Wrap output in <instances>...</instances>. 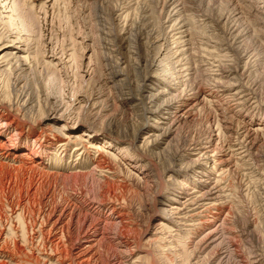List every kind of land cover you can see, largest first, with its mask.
<instances>
[{
	"label": "rangeland",
	"instance_id": "1",
	"mask_svg": "<svg viewBox=\"0 0 264 264\" xmlns=\"http://www.w3.org/2000/svg\"><path fill=\"white\" fill-rule=\"evenodd\" d=\"M0 119L9 123L0 142L16 153L0 152V231L21 245L19 264H56L40 237L48 246L72 205L74 220L86 222L75 224L71 244L93 221L106 225L91 264L264 262V0H0ZM24 154L31 158L22 163ZM174 192L185 215L168 211ZM14 212L24 216L27 244ZM119 213L122 224L109 220ZM16 254L0 251V260Z\"/></svg>",
	"mask_w": 264,
	"mask_h": 264
},
{
	"label": "bare ground",
	"instance_id": "2",
	"mask_svg": "<svg viewBox=\"0 0 264 264\" xmlns=\"http://www.w3.org/2000/svg\"><path fill=\"white\" fill-rule=\"evenodd\" d=\"M166 1V0H165ZM179 2H181V1H179ZM179 2H177V5L179 4ZM174 4V3H173ZM182 4V3H181ZM180 4V5H181ZM176 5V4H175ZM174 6V5H173ZM175 9V8H174ZM177 9V8H176ZM182 11H183V9H182ZM182 11H178V12H182ZM173 12H175V11H173ZM174 15V14H173ZM180 16V15H179ZM178 16V17H179ZM6 18H10L9 17V15H7V17ZM178 19V18H177ZM29 20H30V18H29ZM177 21V20H176ZM22 22V21H21ZM31 22V21H30ZM179 22V21H178ZM181 23V22H180ZM23 24H24V22H23ZM182 24V23H181ZM181 24H178V25H181ZM184 24V23H183ZM182 24V25H183ZM174 26V25H173ZM173 26H171V27H173ZM177 29V28H176ZM179 29V28H178ZM177 29V30H178ZM183 29H184V27H183ZM181 30V29H180ZM179 30V31H180ZM172 31H173V29H172ZM176 31V30H175ZM183 31V30H182ZM185 31V30H184ZM176 32H178V31H176ZM187 32V31H186ZM191 32V31H190ZM188 33V32H187ZM179 34V33H178ZM183 34H185L184 32H183ZM191 34V33H190ZM189 34V35H190ZM179 35H181V33L179 34ZM175 36H177V35H175ZM181 36H183V35H181ZM165 37V36H164ZM187 37H191V36H187ZM167 38V37H166ZM175 38V37H174ZM171 39V38H170ZM172 39H173V37H172ZM171 39V40H172ZM182 40H183V38H181ZM187 39V38H186ZM191 39V38H190ZM180 40V39H179ZM181 40V41H182ZM192 40V39H191ZM187 41V40H186ZM185 41V42H186ZM190 41V40H189ZM180 42V41H179ZM168 43V42H167ZM174 43H176V42H174ZM174 43H172V44H174ZM190 43V42H189ZM169 44V43H168ZM172 44H171V46H172ZM178 44V43H177ZM183 44H185V43H183ZM187 44V43H186ZM191 45L192 44H194V43H190ZM176 45V44H175ZM194 45H192V47H193ZM179 47V46H178ZM181 47V46H180ZM186 47V46H185ZM188 47H190L189 49L190 50H192L191 49V46H188ZM216 48H218V47H216ZM215 48V49H216ZM220 48H222V47H220ZM178 49H180V48H178ZM184 49V48H183ZM186 49V48H185ZM189 49H187V51L189 50ZM195 49V48H194ZM193 49V50H194ZM204 50V49H203ZM221 50V49H220ZM184 51V50H183ZM182 51V52H183ZM195 51V50H194ZM179 52V51H178ZM178 52H176V53H178ZM181 52V51H180ZM181 52V53H182ZM11 54H13L15 57H18V55H20L19 53H20V51H16L15 50V52H10ZM175 53V55H177ZM185 53V52H184ZM189 53V52H188ZM187 53V54H188ZM172 54V53H171ZM174 54V53H173ZM172 54V55H173ZM179 54V53H178ZM219 54V53H218ZM181 55V54H180ZM185 55H186V53H185ZM185 55H182V57L183 56H185ZM190 55V54H189ZM189 55H188V57H189ZM175 57V56H174ZM177 57V56H176ZM187 57V58H188ZM204 57V56H203ZM180 58V57H179ZM184 58H186V56L184 57ZM177 59H178V57H177ZM181 59V58H180ZM184 61H185V59H183ZM216 61V60H215ZM179 62V61H178ZM182 62V61H181ZM187 62V61H186ZM185 62V63H186ZM176 63H177V61H176ZM207 64H209V63H207ZM211 65H212V63H210ZM183 65H184V63H183ZM220 65H221V63H220ZM182 66V65H181ZM188 66V65H187ZM187 66L186 67H184V68H187ZM209 66V65H208ZM222 66V65H221ZM190 67V66H189ZM210 67V66H209ZM192 68V67H191ZM197 68V67H196ZM199 68V67H198ZM197 68V69H198ZM219 68V67H218ZM181 69V68H180ZM205 69V68H204ZM188 70V69H187ZM203 70V69H202ZM221 70V69H220ZM180 71V70H179ZM199 71V70H198ZM201 71V70H200ZM205 70H203V72H204ZM218 71V70H217ZM195 72V71H194ZM225 72V71H224ZM181 73V72H180ZM205 74H206V71L204 72ZM222 73V72H221ZM182 74V73H181ZM180 74V75H181ZM186 74V73H185ZM188 74V73H187ZM189 74H191V72L189 73ZM203 74V73H202ZM178 77V76H177ZM176 77V78H177ZM198 77V76H197ZM227 77V76H226ZM182 78V77H181ZM188 78V77H187ZM179 79V78H178ZM183 79V78H182ZM211 79V78H210ZM215 79V78H214ZM184 80V79H183ZM182 80V81H183ZM187 80V79H186ZM222 80V79H221ZM210 81H214V80H210ZM187 82V81H186ZM186 82H184L185 84H186ZM220 82V81H219ZM222 82V81H221ZM220 82V83H221ZM226 82V81H225ZM216 82H214V84H215ZM224 83V82H223ZM228 83V82H227ZM178 84V83H177ZM179 84H180V82H179ZM185 84H183L182 83V85H185ZM211 84V83H210ZM212 84H213V82H212ZM223 85V84H222ZM228 85V84H227ZM229 85H230V82H229ZM228 85V86H229ZM166 86V85H165ZM196 86H197V82H196ZM198 86H200V85H198ZM197 86V87H198ZM219 86V85H218ZM217 86V87H218ZM196 87V88H197ZM221 88L222 87H224V86H220ZM189 88H190V86H189ZM189 88H187V91H188V89ZM195 88V89H196ZM200 88V87H199ZM201 88H203V87H201ZM212 88H213V85H212ZM216 88V87H215ZM219 88V87H218ZM164 89V88H163ZM176 89H178V88H176ZM164 90H167V89H164ZM174 90V89H173ZM191 90V89H190ZM218 90V89H217ZM219 90H222V89H219ZM168 91V90H167ZM182 91V90H181ZM195 91V90H194ZM211 91V90H210ZM213 91V90H212ZM184 92H185V90H184ZM191 92H192V90H191ZM196 92H197V90H196ZM220 92V91H219ZM218 92V93H219ZM168 93H169V91H168ZM182 93H183V91H182ZM182 93H181V95H182ZM195 93V92H194ZM216 93V92H215ZM223 93V92H222ZM221 93V94H222ZM231 93V92H230ZM229 93V94H230ZM234 93V92H233ZM237 93V92H236ZM169 94H171V93H169ZM173 94V93H172ZM177 94V93H176ZM188 94V93H187ZM196 94V93H195ZM194 94V95H195ZM209 94V93H208ZM212 94V93H211ZM232 94V93H231ZM181 95H179V97L178 96H176L175 97V99L174 100H177L178 98H181L182 96ZM191 95H193L192 93H191ZM190 95V96H191ZM218 95V94H217ZM155 96V95H154ZM181 96V97H180ZM188 96V95H187ZM202 96V95H201ZM204 96V95H203ZM220 96V95H219ZM228 96V95H227ZM232 95H230V97H231ZM240 96V95H239ZM189 97V96H188ZM217 97V96H216ZM229 97V98H230ZM206 98V97H205ZM222 98V97H221ZM224 98V97H223ZM234 98V97H233ZM232 98V99H233ZM238 98V97H237ZM242 98V97H241ZM169 99H170V97H169ZM186 99H187V97H186ZM201 99V98H200ZM204 99V98H203ZM218 99V98H217ZM239 99V98H238ZM166 100H168L167 98H166ZM171 100H173V99H171ZM196 100V99H195ZM207 100H209V99H207ZM211 100V99H210ZM234 100V99H233ZM237 100V99H236ZM179 101V100H178ZM197 101V100H196ZM206 101V100H205ZM214 101L215 102H217L215 99H214ZM225 101V100H224ZM230 101V100H229ZM227 102H228V100H227ZM243 102H244V100H243ZM165 103H167L166 101H165ZM169 103H170V100H169ZM172 103H173V101H172ZM181 103V102H180ZM195 103V102H194ZM218 103V102H217ZM221 103V102H220ZM234 103V102H233ZM238 104L240 103V102H237ZM164 104V103H163ZM213 104V103H212ZM222 104V103H221ZM226 104V103H225ZM162 105V104H161ZM175 105V104H174ZM186 105V104H185ZM195 105V104H194ZM220 105V104H219ZM229 105V104H228ZM237 105V104H236ZM235 105V106H236ZM164 106V105H163ZM172 106V105H171ZM177 106V105H176ZM192 106V105H191ZM190 106V107H191ZM227 106V105H226ZM178 107V106H177ZM189 107V106H188ZM216 107V106H215ZM240 107V106H239ZM239 107H238V109H239ZM176 108V107H175ZM194 108V107H193ZM188 109V108H187ZM158 110V109H157ZM164 110H166V109H164ZM185 111H186V109H184ZM183 110V111H184ZM161 111V110H160ZM173 111V110H172ZM171 111V112H172ZM240 111V110H239ZM175 112H176V110H175ZM187 112V111H186ZM170 115L172 114V113H170V112H168ZM174 113V112H173ZM183 113H185V112H183ZM157 114V113H156ZM159 114V113H158ZM166 114V113H165ZM185 114H187V113H185ZM170 115H168L169 116V118H172ZM172 115H175V114H172ZM180 115H182L181 113H180ZM163 116V115H162ZM167 116V117H168ZM174 117H176V116H174ZM180 117V116H179ZM160 118V117H159ZM165 118H166V116H165ZM178 118V117H177ZM177 118H175V119H177ZM173 119V118H172ZM159 120V119H158ZM158 120H155L156 122L158 121ZM174 120V119H173ZM154 121V122H155ZM162 121V120H161ZM169 121V120H168ZM178 121V120H177ZM170 122V121H169ZM172 122V121H171ZM170 122V123H171ZM169 123V124H170ZM241 123H242V121H241ZM157 124V123H156ZM171 124H174V122L173 123H171ZM242 124H244V123H242ZM160 125H162V124H160ZM246 124H244V126H245ZM156 126H158V125H156ZM168 126V125H167ZM223 126V125H222ZM226 126V125H225ZM242 126V125H241ZM67 127V126H66ZM165 128V127H164ZM223 128H224V126H223ZM226 128H228L227 126H226ZM230 128H231V126H230ZM248 128V127H247ZM9 129V123H8V121H5V120H2V119H0V134L1 133H3V132H6L7 130ZM254 129V128H253ZM259 129V128H258ZM62 130V129H61ZM61 130H60V132H61ZM67 130V129H66ZM167 130L169 131L170 129H168L167 128ZM173 130V129H172ZM172 130H170V131H172ZM244 130H245V128H244ZM256 130V129H255ZM240 131H242V130H240ZM246 132V131H245ZM154 133V132H153ZM152 133V134H153ZM162 133V132H161ZM161 133H159V134H161ZM166 133V132H165ZM232 133V132H231ZM234 133H238V132H234ZM248 133V132H247ZM252 133V132H251ZM13 134H15V133H13ZM16 134H18V133H16ZM61 134H63V133H61ZM159 134L157 133V135H158V137H159ZM171 134V133H170ZM218 134V133H217ZM250 134V133H249ZM162 135H164V133L162 134ZM209 135V134H208ZM238 135V134H237ZM241 135V134H240ZM239 135V136H240ZM251 135V134H250ZM235 136V135H234ZM93 137V136H92ZM156 137V136H155ZM161 137V136H160ZM159 137V138H160ZM208 137V136H207ZM247 137V136H246ZM211 138V137H210ZM238 138V137H237ZM250 138V137H249ZM208 139V138H207ZM243 139V138H242ZM153 141L154 140H158V139H152ZM163 140V139H162ZM209 140V139H208ZM238 140V139H237ZM245 140V139H244ZM249 140V139H248ZM60 141V143H59V146L60 147H64L65 146V143H64V141H62V140H59ZM82 141H85V140H82ZM217 141H218V143H219V138L217 139ZM240 141V140H239ZM148 142V141H147ZM222 142V141H221ZM241 142H243V140H241ZM241 142H239L238 144H241ZM195 143V142H194ZM209 143V142H208ZM243 143H245V141L243 142ZM158 144V143H157ZM223 144V143H222ZM90 145V144H89ZM203 145H205V144H203ZM218 145V144H217ZM247 145V144H246ZM10 145H8V144H5V143H3V141L2 142H0V150H2V151H0L1 153H5V152H7V154L8 153H14L13 155L15 156V152L13 151V148L12 147H9ZM169 146V145H168ZM193 146V145H192ZM195 146V145H194ZM200 146V145H199ZM198 146V147H199ZM215 146V145H214ZM227 146V145H226ZM239 146V145H238ZM241 146H243V145H241ZM93 147V146H92ZM219 147V146H218ZM217 147V148H218ZM100 148V147H99ZM193 148V147H192ZM213 148V147H212ZM238 148V147H237ZM82 149V148H81ZM199 149V148H198ZM209 149V148H208ZM211 149V148H210ZM221 149V148H220ZM219 149V150H220ZM99 150V149H98ZM200 150V149H199ZM214 150H216V147H214ZM76 151V150H75ZM166 151H167V149H166ZM205 151V150H204ZM210 151H212V150H210ZM82 152H83V150H82ZM203 152V151H202ZM215 152H217V150L215 151ZM239 152H240V150H239ZM107 154V153H106ZM111 154V153H110ZM201 154H203V153H201ZM201 154H200V156H201ZM207 154V153H206ZM211 154V153H210ZM217 154H219V153H217ZM5 155V154H4ZM3 155V156H4ZM212 155H214V154H212ZM212 155H207L206 157H208V156H212ZM226 155V154H225ZM112 156V155H111ZM186 156V155H185ZM199 156V157H200ZM230 156V155H229ZM180 157H182L181 155H180ZM179 157V158H180ZM198 157V156H197ZM218 157V156H217ZM30 158H31V155H23L22 156V159L20 158V161L22 162V163H25L26 162V160H30ZM201 159L203 158V157H200ZM200 158H199V160H200ZM220 158V157H219ZM222 158V157H221ZM182 159V158H181ZM191 159V158H190ZM194 159V158H193ZM214 159V158H213ZM226 159V158H225ZM229 159V158H228ZM227 159V160H228ZM25 160V161H24ZM171 160V159H170ZM178 160V159H177ZM203 160V159H202ZM211 160V159H210ZM222 160V159H221ZM220 160V161H221ZM224 160V159H223ZM227 160H225V161H227ZM191 161H193V160H191ZM219 161V160H218ZM29 162V161H28ZM194 162V161H193ZM202 162V161H201ZM205 162V161H204ZM223 162V161H222ZM97 163H99L98 161H97ZM180 163V162H179ZM191 163V162H190ZM189 163V164H190ZM208 163V162H207ZM213 163H214V161H213ZM218 163V162H217ZM184 164V163H183ZM192 164V163H191ZM194 164V163H193ZM196 164V163H195ZM221 164V163H220ZM227 164V163H226ZM188 165V164H187ZM216 166H217V164H215ZM223 165H224V163H223ZM108 166V165H107ZM191 166H193V165H191ZM190 166V167H191ZM214 166V165H213ZM216 166H214V167H216ZM226 166V165H225ZM201 167V166H200ZM176 168V167H175ZM182 168H184V167H182ZM188 168V167H187ZM30 169H32V167L30 168ZM195 169V168H194ZM210 170V169H209ZM220 170H222V167H220ZM193 171V170H192ZM196 171V170H195ZM217 170L216 169H214L213 171H210V172H216ZM182 172V171H181ZM202 172V171H201ZM148 173V172H147ZM203 173V172H202ZM218 173V172H217ZM221 173V172H220ZM214 174V173H213ZM176 175V174H175ZM202 175V174H201ZM201 175H195L194 174V176H197V180H196V182H198L199 184L200 183H202V182H204L205 180L204 179H202L203 178V175L201 176ZM218 175H219V173H218ZM143 176V175H142ZM215 176V175H214ZM170 177H171V175H170ZM173 177V176H172ZM176 177V176H175ZM207 177V176H206ZM140 178V177H139ZM153 178V177H152ZM155 178V177H154ZM157 178V177H156ZM185 178V177H184ZM215 178V177H214ZM142 179V178H141ZM158 179V178H157ZM157 179H156V181H157ZM196 179V178H195ZM210 179V178H209ZM150 180H151V178H150ZM154 180V179H153ZM160 180V179H159ZM172 180V179H171ZM170 180V181H171ZM186 180H188V179H186ZM190 180V179H189ZM188 180V181H189ZM207 180V179H206ZM145 181V179L142 181V182H144ZM152 181V180H151ZM161 181V180H160ZM166 181H167V179H166ZM212 181H213V178H212ZM146 182V181H145ZM154 182V181H153ZM175 182H177V181H175ZM179 182H180V180H179ZM182 182V181H181ZM146 183H148V182H146ZM157 183H159V182H157ZM194 183V182H193ZM214 183H215V181H214ZM213 183V184H214ZM216 183H218V182H216ZM215 183V184H216ZM151 184V183H150ZM156 184V183H155ZM183 184V183H182ZM182 184H180V185H182ZM179 185V186H180ZM148 186V185H147ZM183 186H185V185H183ZM208 186V185H207ZM216 186V185H215ZM144 187V186H143ZM149 187H150V185H149ZM156 188L158 187V186H155ZM187 187H189V186H187ZM197 187V186H196ZM213 187H214V185H213ZM212 187V188H213ZM147 188V187H146ZM145 188V189H146ZM171 188V187H170ZM181 188V187H180ZM211 188V187H210ZM217 188H218V186H217ZM112 189V188H111ZM144 189V190H145ZM158 189V188H157ZM110 190V189H109ZM147 190H149V188L148 189H146V191ZM151 190V189H150ZM206 190H208V188L206 189ZM206 190H204L205 192H206ZM215 190V189H214ZM107 191V190H106ZM105 191V192H106ZM111 191V190H110ZM193 191V190H192ZM203 191V190H202ZM203 191V192H204ZM209 191H211L212 192V190H209ZM218 191V190H217ZM113 192V191H112ZM107 193H108V191H107ZM107 193H105V194H107ZM111 193V192H110ZM114 193H115V191H114ZM189 193V192H188ZM207 194L209 193V192H206ZM220 193V192H219ZM163 194V193H162ZM196 194V193H195ZM108 195H109V193H108ZM116 195V194H115ZM198 195V194H197ZM199 195H201L200 193H199ZM215 195V194H214ZM95 196V195H94ZM104 196V195H103ZM161 196H163V195H161ZM190 196V195H189ZM195 196V195H194ZM202 197H203V195H201ZM208 196V195H207ZM116 197V196H115ZM120 197V196H119ZM202 197H198L199 199H201ZM211 196H209V198H210ZM216 197V196H215ZM218 197V196H217ZM112 198H113V196H112ZM121 198V197H120ZM186 198V197H185ZM194 198V197H193ZM213 198V197H212ZM114 199V198H113ZM182 199V198H181ZM103 200V199H102ZM116 200V198L114 199V201ZM120 200V199H119ZM168 204H169V209H168V211L172 214V213H174L176 216H178L179 214H182L183 212H182V210H183V208L181 209V207H179L178 206V203L180 202V198H179V194H178V192H174L173 193V195L171 196V199H170V197H168L167 199L165 198L164 199ZM189 200H191L190 198H189ZM194 200V199H193ZM192 200V201H193ZM216 200V199H215ZM100 201V200H99ZM113 201V202H114ZM117 201V200H116ZM115 201V202H116ZM182 201H184V200H182ZM196 201V200H195ZM201 201V200H200ZM199 201V202H200ZM219 201V200H218ZM109 202V201H108ZM164 202V201H163ZM189 202V201H188ZM187 202V203H188ZM191 202V201H190ZM220 202V201H219ZM181 203V202H180ZM179 203V204H180ZM184 203V202H183ZM186 203V202H185ZM205 203V202H204ZM213 202H211V204H212ZM221 203V202H220ZM219 203V204H220ZM70 204V203H69ZM72 204H73V202H72ZM112 203H110V205H111ZM114 204V203H113ZM116 204V203H115ZM114 204V205H115ZM182 204V203H181ZM195 204H196V202H195ZM194 204V205H195ZM19 205H20V203H19ZM18 205V206H19ZM57 205V204H56ZM98 205V204H97ZM104 205V204H103ZM190 205H191V203H190ZM197 205V204H196ZM204 205V204H203ZM67 206V205H66ZM76 206V205H75ZM183 206H185V204L183 205ZM182 206V207H183ZM198 206V205H197ZM207 205H205L204 207H206ZM210 207H211V205H209ZM218 206V205H217ZM27 207V206H26ZM47 207V206H46ZM72 207L73 208H71L70 210H66V209H64L63 207H62V210L60 211V213H59V217L58 218H56V224H52L53 226H54V234L52 235V239L49 241L48 240V238H47V240L50 242L49 243V245L48 246H46L45 245V242H44V240L43 239H45V237H46V230L45 229H47V228H45L44 230H45V232H43V233H45L44 234V236L42 237H40V239H42V240H38L39 241V243H40V245L42 246V250H44L43 252H45V253H43V254H46V256H55L56 258V264H57V262H61V258H62V256H64V257H68V256H71L72 258H73V260L76 262L75 264H91L90 262L92 261L91 259L93 258L92 256H93V252L92 253H90L91 251H92V246L93 245H97V243L99 242L98 240H99V238L101 237L102 238V236H103V231H104V226H106V225H104L103 226V222H96V220L95 221H93L94 222V224H92V227H91V231L90 232H85V234L84 235H82V236H80V237H78L77 236V239L76 240H74L75 242L74 243H72L71 244V241H70V239H69V234H71V232H72V230H75V224L79 221V217L78 218H76L75 220H74V218L76 217L75 215V207L72 205ZM188 207V206H187ZM190 207V206H189ZM188 207V208H189ZM203 207V208H204ZM208 207V206H207ZM213 207V206H212ZM25 208V207H24ZM28 208V207H27ZM26 208V209H27ZM66 208V207H65ZM69 208V207H68ZM78 208V207H77ZM76 208V209H77ZM80 208V207H79ZM111 208V207H110ZM114 208V207H113ZM194 208V207H193ZM202 208V207H201ZM215 208V207H214ZM20 209H22L23 210V208L21 207ZM30 209V208H29ZM28 209V210H29ZM45 209V208H44ZM55 209H56V206H55V208H52V209H48V212L46 213V215H45V212H43V210L42 211H40V212H38V214H37V217L38 218H40V219H43V217H50V215L51 214H54L55 213ZM59 209V208H58ZM185 209V208H184ZM199 209V208H198ZM33 210V209H32ZM111 210L113 211V209L111 208ZM119 210V209H118ZM117 210V211H118ZM209 210V209H208ZM221 210V209H220ZM15 211H16V209H15ZM20 211V210H19ZM37 211V210H36ZM111 211V212H112ZM163 211V210H162ZM165 211V210H164ZM167 211V213L168 214H170L169 212ZM187 211V210H186ZM200 211H201V209H200ZM210 211V210H209ZM25 212H27V211H25ZM33 212V211H32ZM57 212H58V210H57ZM98 212V211H97ZM125 212V214H126V211H124ZM198 212V211H197ZM197 212H195V213H197ZM15 213V212H14ZM28 213V212H27ZM87 213V212H86ZM118 213V212H117ZM123 213V212H122ZM122 213L120 214H118L117 216H110L109 217V220L110 221H112V222H114V223H116V222H119V223H121V221H120V219L119 218H121L122 217ZM187 213V212H186ZM30 214V213H29ZM31 214H33V213H31ZM107 214V213H106ZM112 214V213H111ZM111 214H109V215H111ZM184 214V213H183ZM192 214V213H191ZM199 214V213H198ZM197 214V215H198ZM25 215V214H24ZM26 215H28V214H26ZM91 215H94V214H91ZM99 215V214H98ZM174 215V216H175ZM185 215V214H184ZM194 215V214H193ZM5 216V215H4ZM67 218V220L65 221H63V219H61V218ZM75 216V217H74ZM182 216V215H181ZM15 217H16V219L18 220L17 222L19 223V226L21 227V233H22V241H24V243L25 244H27L26 243V241H28V239L26 240V236H25V234H24V229H23V223H24V216H23V214H22V212H16L15 213ZM29 217H30V215H29ZM90 217V216H89ZM96 217V216H95ZM185 217H187V216H185ZM32 218H34V217H32ZM54 218H55V216H54ZM80 218H81V216H80ZM92 218V217H91ZM99 218V217H98ZM106 218V217H105ZM169 218H171L170 216H169ZM176 218V217H175ZM174 218V220H176ZM1 219H2V217H0V221H1ZM4 219H5V217H4ZM7 219V218H6ZM27 219V218H26ZM34 219H36V218H34ZM94 219V218H93ZM100 219V218H99ZM99 219H98V221H99ZM172 219V218H171ZM209 219V218H208ZM3 220V219H2ZM10 220V219H9ZM28 220V219H27ZM44 220V219H43ZM49 220V219H48ZM55 220V219H54ZM89 220V219H88ZM126 220V219H125ZM28 221H32V220H28ZM37 221V220H36ZM42 221V220H41ZM40 221V222H41ZM51 221V220H50ZM105 221V220H104ZM127 221V220H126ZM125 221V222H126ZM173 221V220H172ZM177 221H178V219H177ZM176 221V222H177ZM180 221V220H179ZM9 222H11V221H9ZM32 222H34V221H32ZM84 222H86V221H80V222H78V225H76L77 227H76V229L79 227V226H82V225H84ZM91 222V221H90ZM96 222V223H95ZM107 222V221H106ZM106 222H104L105 224H106ZM124 222V221H123ZM124 222V223H125ZM198 222V221H197ZM200 222V221H199ZM31 223V222H30ZM45 223H46V220L44 221V225H45ZM53 223H54V221H53ZM174 223V222H173ZM206 223V222H205ZM210 223V222H209ZM12 224V223H11ZM24 224H26V223H24ZM34 224V223H33ZM40 224V223H39ZM42 224V225H43ZM86 224V223H85ZM109 224V223H108ZM111 224V223H110ZM122 224V223H121ZM127 224V223H126ZM1 226H2V224H0ZM9 225H10V223H9ZM13 225H14V223H13ZM16 225H17V223H16ZM28 225V224H27ZM30 225V224H29ZM41 225V224H40ZM41 225V226H42ZM87 225V224H86ZM89 225V224H88ZM118 225V224H117ZM120 225V224H119ZM128 225V224H127ZM160 225V224H159ZM161 225H162V223H161ZM192 225V224H191ZM221 225V224H220ZM4 226V225H3ZM2 226V227H3ZM11 226V225H10ZM9 226V227H10ZM18 226V225H17ZM18 226V227H19ZM40 226V227H41ZM55 226H57V227H55ZM108 226V225H107ZM5 227H7V225L5 226ZM9 227H8V229H9ZM35 227H36V225H35ZM38 228H39V226H37ZM36 227V229H38ZM44 227V226H43ZM50 227H51V225H50ZM88 227V226H87ZM90 227H89V229H90ZM114 227V226H113ZM112 227V228H113ZM127 227V226H126ZM12 228V227H11ZM15 228V227H14ZM28 228V227H27ZM42 228V227H41ZM53 228V227H52ZM132 228V227H131ZM40 229V228H39ZM51 229V228H50ZM50 229L48 230V232L50 231ZM114 229V228H113ZM6 230V229H5ZM32 228H31V232H32ZM79 230H81V229H79ZM78 230V231H79ZM85 230H87V229H85ZM110 230V229H109ZM115 230V229H114ZM118 230H119V228H118ZM16 231V230H15ZM18 231V230H17ZM28 231V230H27ZM27 231H25V232H27ZM89 231V230H88ZM107 231V230H106ZM117 231V230H116ZM121 231V230H120ZM11 232H12V230H11ZM36 232V231H35ZM39 232V231H38ZM40 232H41V230H40ZM110 232V231H109ZM15 233V232H14ZM13 233V234H14ZM17 233V232H16ZM34 233V232H33ZM33 233H31V234H33ZM50 233V232H49ZM49 233H48V235H49ZM113 233V232H112ZM116 233V232H115ZM3 233H2V231H0V251H5L6 252V254H8V253H10V252H14V254H16L17 253V249H18V247H21V245L20 246H17V243L16 242H14V241H9V242H13V245L11 246V243H9V242H7L8 240H6L5 239V237H3V235H2ZM41 234V233H40ZM73 234V233H72ZM75 234V233H74ZM81 234H83V233H81ZM109 234V233H108ZM118 234V233H117ZM128 234V233H127ZM12 234L10 233V236H11ZM26 235H27V233H26ZM41 235H43V234H41ZM47 235V236H48ZM76 235H78V234H76ZM119 235V234H118ZM121 235V234H120ZM115 236V243L117 244V246H119L120 244H124L125 243V241L124 240H120V239H122V238H120L121 236ZM17 236V235H16ZM20 236V237H21ZM29 236V235H28ZM27 236V237H28ZM36 236V235H35ZM130 236V235H129ZM49 237V236H48ZM107 237H109V236H107ZM112 237V236H111ZM114 237V236H113ZM131 237V236H130ZM222 237L224 238V234L222 235ZM37 238V237H36ZM39 238V237H38ZM100 238V239H101ZM132 238V237H131ZM222 238V239H223ZM8 239V238H7ZM30 239H33V237H32V235H31V238ZM103 239V238H102ZM228 239V238H227ZM72 240V239H71ZM72 240V241H73ZM130 240V239H129ZM128 240V241H129ZM220 241H221V239H219ZM232 240V239H231ZM230 240V241H231ZM15 241H16V239H15ZM32 241V240H31ZM109 241V240H108ZM131 241H132V239H131ZM223 241H224V239H223ZM226 241V240H225ZM229 241V240H228ZM114 242V241H113ZM188 242V241H187ZM227 242V241H226ZM19 243V242H18ZM23 243V244H24ZM29 243V242H28ZM31 243V242H30ZM29 243V244H30ZM37 243V242H36ZM48 243V242H47ZM112 243V242H111ZM38 244V243H37ZM70 244V245H69ZM133 244V243H132ZM222 243L220 242V245H221ZM226 244V243H225ZM224 244V245H225ZM32 245V244H31ZM30 245V246H31ZM227 245V244H226ZM22 246H24V245H22ZM35 246V245H34ZM112 246V245H111ZM114 246V245H113ZM116 246V245H115ZM129 246V245H128ZM132 246V245H131ZM227 246H229V245H227ZM29 247V246H28ZM37 247V246H36ZM31 248V247H30ZM33 248V247H32ZM35 248V247H34ZM117 248V247H116ZM229 248V247H228ZM22 249H24V251H25V248H23L22 247ZM37 249V248H36ZM40 249H41V247H40ZM39 249V250H40ZM107 249V248H106ZM120 250H121V248H119ZM128 249V248H127ZM131 249V248H130ZM233 249V248H232ZM235 249V248H234ZM119 250V251H120ZM123 250H125V249H123ZM123 250H122V252H123ZM236 250V249H235ZM19 251H20V249H19ZM23 251V252H24ZM29 251V250H28ZM27 251V252H28ZM75 251V252H74ZM99 251V250H98ZM97 251V252H98ZM118 251V250H117ZM128 251V250H127ZM131 251H133V249H131ZM130 251V252H131ZM229 251V250H228ZM22 252V251H21ZM20 252V253H21ZM95 252H96V250H95ZM100 252V251H99ZM98 252V253H99ZM125 252V251H124ZM231 252H233V250L231 251ZM26 253V252H25ZM33 253V252H32ZM89 253H90V255H89ZM120 253V252H119ZM126 253H129V252H126ZM126 253H124V254H126ZM235 253V252H234ZM27 255H28V253H26ZM30 254V253H29ZM97 254V253H96ZM11 255V254H10ZM21 255V254H20ZM24 255V254H23ZM22 255V256H23ZM95 255V254H94ZM100 255V254H99ZM123 255V254H122ZM145 255V254H144ZM26 256V255H25ZM143 256V255H142ZM224 255H222L221 257H223ZM228 256V255H227ZM250 256H252V255H250ZM255 256V255H254ZM29 257H32V255L30 256L29 255ZM127 257H129V256H127ZM141 257V256H140ZM221 257H220V259L219 260H221ZM229 257V256H228ZM248 257V256H247ZM246 257V259L249 261V259ZM5 258V257H4ZM52 258V257H51ZM138 258V257H137ZM143 258V257H142ZM142 258H139V259H142ZM11 261H15V264H19L18 262H21V261H19V260H17L18 259V256H17V254L14 256V258H9ZM22 259V258H21ZM26 258H24V261H22V264H33L32 262H29V260L27 261V260H25ZM28 259V258H27ZM38 259V261L37 262H39V258H34V260H37ZM65 259V258H64ZM100 259V258H99ZM139 259L137 260V261H139ZM224 259H226V258H224ZM235 259V258H234ZM241 259H242V257H241ZM241 259H239L238 261H239V263L240 264H264V262L260 259V258H256V257H253L252 259H251V262L249 261V262H247L246 261V263L245 262H243ZM244 259V258H243ZM5 260V259H4ZM8 261V263L10 264V262L11 261ZM31 261L33 260V259H30ZM41 260H43V261H46L47 259H44V258H41ZM51 260V259H50ZM72 260V259H71ZM70 260V261H71ZM91 260V261H90ZM94 260V259H93ZM95 260H96V258H95ZM97 260H98V258H97ZM227 260V259H226ZM253 260V261H252ZM7 260H5L4 262H6ZM49 261V260H48ZM73 261V262H74ZM222 261V260H221ZM224 261V260H223ZM237 261V262H238ZM4 262H1V260H0V264H6V263H4ZM33 262H35V263H37L36 261H33ZM41 262V261H40ZM47 262V261H46ZM72 262V261H71ZM98 262V261H97ZM43 263V262H42ZM135 263V262H134ZM227 263V262H226ZM44 264V263H43ZM46 264V263H45ZM49 264H54V263H51V261H49ZM70 264V263H69ZM94 264V263H93ZM96 264V263H95ZM98 264V263H97ZM118 264H119V261H118ZM137 264H138V262H137Z\"/></svg>",
	"mask_w": 264,
	"mask_h": 264
}]
</instances>
